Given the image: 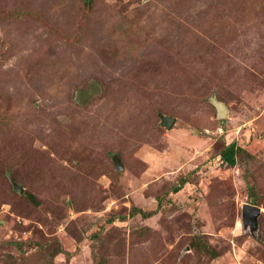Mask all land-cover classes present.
Masks as SVG:
<instances>
[{
    "label": "rangeland",
    "instance_id": "374dc122",
    "mask_svg": "<svg viewBox=\"0 0 264 264\" xmlns=\"http://www.w3.org/2000/svg\"><path fill=\"white\" fill-rule=\"evenodd\" d=\"M0 264H264V0H0Z\"/></svg>",
    "mask_w": 264,
    "mask_h": 264
},
{
    "label": "water",
    "instance_id": "95a60500",
    "mask_svg": "<svg viewBox=\"0 0 264 264\" xmlns=\"http://www.w3.org/2000/svg\"><path fill=\"white\" fill-rule=\"evenodd\" d=\"M212 104L216 109V115L218 118H224L227 116V109L222 103L212 100ZM159 119H160L159 125L167 130L171 129L175 123V118L172 117L160 116ZM111 159L117 170L122 169V164L120 163V159L117 155H113ZM13 185L19 193L22 192V188L16 186L15 184ZM259 214H260L259 207L250 204H243L241 209V218H242L243 226L245 228L249 227L250 231L256 230L257 218Z\"/></svg>",
    "mask_w": 264,
    "mask_h": 264
},
{
    "label": "trees",
    "instance_id": "16d2710c",
    "mask_svg": "<svg viewBox=\"0 0 264 264\" xmlns=\"http://www.w3.org/2000/svg\"><path fill=\"white\" fill-rule=\"evenodd\" d=\"M234 150H235L234 143H232V144L228 145L226 148H224L222 150V152H221V155H220L221 158H222V160L224 162H226L228 165H231V166H233L234 163H235V160H234V154H235L234 153ZM180 188H181V185L178 186V187H174L173 192L174 193L178 192L180 190ZM29 198H30V200H32L33 202H35L34 199H33V197L29 196Z\"/></svg>",
    "mask_w": 264,
    "mask_h": 264
}]
</instances>
